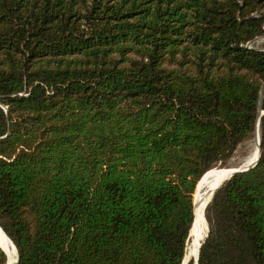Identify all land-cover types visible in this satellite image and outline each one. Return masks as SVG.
Instances as JSON below:
<instances>
[{"label":"trees","instance_id":"16d2710c","mask_svg":"<svg viewBox=\"0 0 264 264\" xmlns=\"http://www.w3.org/2000/svg\"><path fill=\"white\" fill-rule=\"evenodd\" d=\"M257 129L256 165L204 209L196 264H264V0H0L16 264H182L197 184Z\"/></svg>","mask_w":264,"mask_h":264},{"label":"rangeland","instance_id":"374dc122","mask_svg":"<svg viewBox=\"0 0 264 264\" xmlns=\"http://www.w3.org/2000/svg\"><path fill=\"white\" fill-rule=\"evenodd\" d=\"M262 43H263V39L257 41V45H260ZM256 141H257V137L254 136L252 139L242 143L241 145L238 146L233 157L227 162V164L224 167H216L212 169L202 179L203 181H205V183L199 186L201 181L199 182L197 188L195 189V193L193 195V201L196 195L200 199L203 197L204 193L208 191L207 185L213 180L222 178V181H224L225 178H227L230 175L232 170L242 169L250 165L253 161L254 152L257 149ZM206 233H207V226L205 230L202 228L200 224L194 225L193 231L190 230L189 238L186 246V255L182 264H189L191 261L194 262L197 254L198 245L203 241ZM14 258H16V254Z\"/></svg>","mask_w":264,"mask_h":264},{"label":"bare ground","instance_id":"6f19581e","mask_svg":"<svg viewBox=\"0 0 264 264\" xmlns=\"http://www.w3.org/2000/svg\"><path fill=\"white\" fill-rule=\"evenodd\" d=\"M257 156V149L256 151L254 152V157H253V161L252 163L255 161V158ZM234 170H232L233 172ZM231 172V173H232ZM230 173V174H231ZM226 179V178H225ZM224 180V179H223ZM222 181V178H218V179H215L213 180L212 182H210L208 185H207V190L203 197L200 199L197 197V195L195 196L194 198V201H193V204L195 205L194 209H195V213H196V217H195V221H194V225L196 224H200L202 226L203 229L206 230V223H205V220H204V217H203V210H204V203L208 194V198L207 200L209 199L210 197V194L212 192V190L220 184V182ZM205 181L201 180L199 186H201L202 184H204ZM206 200V201H207ZM194 225H193V230H194ZM192 230V231H193ZM196 230V229H195ZM202 230V229H201ZM203 231V230H202ZM200 237V235H199ZM197 243V242H196ZM196 247V246H195ZM0 248L6 253V255L8 256V260H7V264H12L14 262V257H15V249L13 247V245L11 244V242L8 240V238L4 235V233L0 230ZM196 252V251H195Z\"/></svg>","mask_w":264,"mask_h":264},{"label":"water","instance_id":"95a60500","mask_svg":"<svg viewBox=\"0 0 264 264\" xmlns=\"http://www.w3.org/2000/svg\"><path fill=\"white\" fill-rule=\"evenodd\" d=\"M262 96H263V91H261V94H260V100H259V116H260V114H262V112H261V100H262ZM255 137H257V141H256V145H257V156H256V158H255V161H254L253 163H251L250 165H248L247 167H245V168H242V169H234V171H233V172H232V173H231V174H230V175H229L224 181L220 182V184L217 185V186L212 190L209 199H208V200L206 201V203H205L204 209H205L206 205L208 204V202L210 201V199H211V197H212L214 191H215L217 188H219V187L223 184V182H225L226 180L230 179V178H231L233 175H235V174L243 173V172H247V171H249L250 169H252V168L256 165V163H257V161H258V159H259V156H260L258 129H257L256 132H255ZM197 185H198V184H197ZM196 188H197V186H196ZM194 207H195V205L193 204V209H194ZM203 216H204V210H203ZM200 245H201V243L198 245V248H197V254H196V257H195V260H194V264L197 263V258H198V252H199ZM1 250H2V249H1ZM2 251H3V250H2ZM3 252H4V251H3ZM15 252H16V250H15ZM4 253H5V252H4ZM5 255H6V253H5ZM6 257H7V260H8V256H7V255H6ZM16 263H17V254H16V258H15V260H14V262H13L12 264H16Z\"/></svg>","mask_w":264,"mask_h":264}]
</instances>
